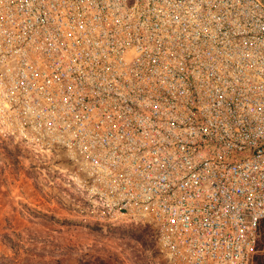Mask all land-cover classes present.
Listing matches in <instances>:
<instances>
[{
    "label": "built area",
    "instance_id": "2783aa9c",
    "mask_svg": "<svg viewBox=\"0 0 264 264\" xmlns=\"http://www.w3.org/2000/svg\"><path fill=\"white\" fill-rule=\"evenodd\" d=\"M0 135L65 151L167 264H256L264 0H0Z\"/></svg>",
    "mask_w": 264,
    "mask_h": 264
},
{
    "label": "rangeland",
    "instance_id": "374dc122",
    "mask_svg": "<svg viewBox=\"0 0 264 264\" xmlns=\"http://www.w3.org/2000/svg\"><path fill=\"white\" fill-rule=\"evenodd\" d=\"M256 264L264 261V229ZM167 264L154 226L98 220L65 151L0 135V264ZM96 262V263H95Z\"/></svg>",
    "mask_w": 264,
    "mask_h": 264
},
{
    "label": "trees",
    "instance_id": "16d2710c",
    "mask_svg": "<svg viewBox=\"0 0 264 264\" xmlns=\"http://www.w3.org/2000/svg\"><path fill=\"white\" fill-rule=\"evenodd\" d=\"M263 227H264V223H263ZM259 247V246H258ZM89 262H87V261H82V263L81 264H88ZM96 263V262H95ZM262 264H264V261H263V263Z\"/></svg>",
    "mask_w": 264,
    "mask_h": 264
}]
</instances>
